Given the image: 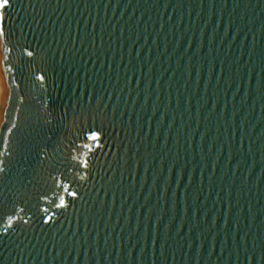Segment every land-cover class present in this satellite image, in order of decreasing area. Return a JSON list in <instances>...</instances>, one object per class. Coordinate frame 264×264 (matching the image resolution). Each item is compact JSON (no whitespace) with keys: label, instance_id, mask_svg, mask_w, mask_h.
Listing matches in <instances>:
<instances>
[{"label":"water","instance_id":"95a60500","mask_svg":"<svg viewBox=\"0 0 264 264\" xmlns=\"http://www.w3.org/2000/svg\"><path fill=\"white\" fill-rule=\"evenodd\" d=\"M0 14V264H264V0Z\"/></svg>","mask_w":264,"mask_h":264},{"label":"snow or ice","instance_id":"6c2138e0","mask_svg":"<svg viewBox=\"0 0 264 264\" xmlns=\"http://www.w3.org/2000/svg\"><path fill=\"white\" fill-rule=\"evenodd\" d=\"M9 4H10V0H0V10L6 8ZM2 21H3V17H2V14H0V24H2ZM29 55H31V53H29ZM91 138L95 140L98 137L94 134ZM73 195L75 196L76 193H73ZM63 203L64 201L61 200V205H63Z\"/></svg>","mask_w":264,"mask_h":264}]
</instances>
